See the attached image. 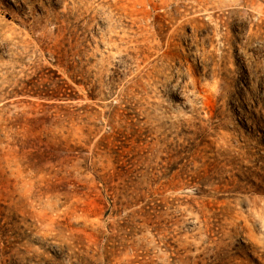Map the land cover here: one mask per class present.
Instances as JSON below:
<instances>
[{
    "label": "rangeland",
    "instance_id": "rangeland-1",
    "mask_svg": "<svg viewBox=\"0 0 264 264\" xmlns=\"http://www.w3.org/2000/svg\"><path fill=\"white\" fill-rule=\"evenodd\" d=\"M0 264H264V0H0Z\"/></svg>",
    "mask_w": 264,
    "mask_h": 264
}]
</instances>
